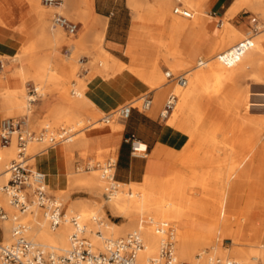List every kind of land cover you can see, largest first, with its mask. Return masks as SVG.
<instances>
[{
	"label": "rangeland",
	"instance_id": "1",
	"mask_svg": "<svg viewBox=\"0 0 264 264\" xmlns=\"http://www.w3.org/2000/svg\"><path fill=\"white\" fill-rule=\"evenodd\" d=\"M25 1L27 3H30L29 0H25ZM32 1H34L35 3L37 2L39 9H43L48 13H46L45 18L43 19L37 18V15L33 11L34 9L30 8L27 11V14L25 15L27 17L25 23L20 27L22 32L27 37L25 44L21 46V48L14 57L9 58V57L0 56V62L3 65L2 72L0 74V82H1L0 84L2 85V88H7L9 90H17L18 88L21 87L24 92L23 108L9 109L1 105L3 112L2 120L5 118L25 117L27 119L28 130L32 132H38L39 130L45 127L53 131H57L64 126L73 127L76 129H83L76 136L74 142L65 145L66 151L69 152L68 160L71 163H73L75 160L73 155L74 151L78 153V157L80 159L86 161V163H89L92 166H95L96 164H102L106 162L108 159L115 160L116 157L113 147L96 149L93 153H91L89 149L86 147V145L83 144V142L84 141L87 142L88 134L90 133V131L87 130L91 129L92 127H94L93 129L96 130L101 128H110L116 132L121 131L123 129V125L121 128L118 129H116L115 127H117L116 123L117 122L122 123L123 119H120L121 121H118L117 119L118 115L113 116L114 115L113 114L110 115V121L108 123H104L103 119L107 117L108 113L106 114L99 113L95 109V107H91L89 109L87 108L78 109L79 110L78 113L80 115L79 120H81L79 125H73L74 123L68 122L65 118H61V120L57 124L50 123L49 126L45 125L49 121L48 111L42 117L35 119L34 112L36 109V105L38 103L41 102L43 104H47L52 100H56L57 103L53 105H57V104H62L63 100H61L60 98L57 99L49 98L45 94V87L34 82L33 78H31L30 75H27L28 77L24 78V80L20 78L18 79L16 78L14 72L20 64L18 62L20 55L26 54L31 57H43V56L50 57V63H51L50 65L51 68H53V70L50 71L49 74L57 78L59 77L60 79L56 91H58V93L68 95V97L71 100H78L76 90L79 86V83H83L87 90V82H89L93 78L97 76L101 78H108L124 70H127L138 79L140 68H145L147 69V71H149L154 67L155 62H157L159 65V71L161 70L160 72L162 73L164 84L169 85L170 83H175V82H169L163 75V72H171L173 75L192 72V70L195 69L197 62L199 60L206 61L213 56L216 57L219 53L229 48L230 45L233 46L234 44L241 41L240 40L238 42H235L233 43V45L229 44L228 45L229 47L227 45L221 47L217 49L214 53L211 52L213 44L219 40L221 35L224 33V30L228 26L242 33L243 39L245 37L247 38L264 37V5L260 6L259 9H255L249 5H242L239 11L232 18H226L225 16L219 18L216 17L214 14H212V16L215 17L213 20L214 22L213 33L215 36H208V38L200 44L195 54L191 53L190 55L192 47L196 45V36H198L197 34L199 33V29L197 27L195 31H193L192 33L181 35L179 38L178 49L184 53L185 60L175 64L173 63L172 65L174 66L175 69L171 70L163 60L166 54L168 53V46L165 45L167 44L168 27L167 24L165 23L166 16L163 14V12L164 10H168V9L170 11L173 10V8L176 6L175 0H141L145 5L142 7L140 11L142 16L139 21L133 17V10L130 6L129 9L127 5V0H109L110 2L116 1L120 4H126L127 12L130 17V28L127 31V35L124 37L125 39L124 43L120 46H116L115 50L108 52L112 56L126 63L127 68L123 69L122 71H114L111 69H109V71H106L103 69V66L100 65L101 56L98 48V41L95 37V30H94L95 21L91 10L92 0H90V2H88L87 0H81V4L83 5L84 8L80 10L74 8L72 3H70L68 0H62V4H61L62 6L66 2L67 9H60V10L59 8L51 9L50 7H46V6L42 7L41 0H32ZM156 1L158 4L157 6H156ZM199 4L200 5L197 6L196 10L194 11L189 9L186 5H182V6L185 9L192 11L195 19L203 11L201 7L203 2ZM55 13H59L65 18L75 23L82 24V26L85 29V32L87 33L83 34V36L82 35L78 36V32H77L76 36L71 37L68 36L63 30L53 28L51 24V19ZM206 13L209 15L208 10H206ZM246 15H251V17L246 19L247 21H250V19L254 17L256 18V23L255 26L252 23H250V25H248V29L246 30V32H242L236 28V25H238L236 21L237 20L240 21L241 17H245ZM205 20L209 22V20L211 19L209 17H205ZM4 24L5 22L0 16V25H4ZM253 27L257 28L256 33L252 32ZM47 30L50 31L51 33L56 32V34L59 35L57 37L61 38L63 40V43L60 46H57L54 40L52 41L44 40L45 39L44 36H47L46 34ZM89 32L93 34V38L90 41L86 40L85 37L86 34H88ZM132 34H134V36H132ZM131 37H133L134 39L133 40L134 44L132 45L129 42ZM135 42L137 44H135ZM101 45L103 48V43ZM161 45H163V47H161ZM67 50L69 51L68 53ZM169 52L171 54L176 53L171 44L169 46ZM243 65H245V61L240 62L237 65L238 67L237 69H240L241 67H243ZM9 66H13V71L11 73H8ZM65 67L71 68L72 75H68V73L65 71ZM101 75H104V77H102ZM9 78L13 79L16 82L15 86L13 87L8 86ZM186 79L188 80V77H186ZM142 82L146 84V80ZM254 85H257L259 87H253ZM32 88H35L37 90L36 98H38V101L36 102V104L30 107L28 104V97H29V92L31 91ZM148 88L149 91L147 93L150 92L153 95V92H151V88L149 86ZM225 89L227 90L228 94L232 96V98L230 99V103L232 105L238 99L239 100L241 99L243 101L261 99V97L264 95V63H262L261 66L253 72L251 71L245 74H239L236 81H234L231 84L225 85ZM170 92H173L175 95H177L173 89H168L165 99L167 98ZM222 96L223 94L220 93L214 96V98H208L205 95L203 96L200 94L197 98V105L200 108V112L202 113V115H204L206 122L217 120L223 116H226L227 122L234 120L238 126L234 128L230 133H228L227 131L228 129L217 130V127L215 128V126L208 125V129L203 130V128H201L200 133L204 137L212 136V135L215 136L216 141L218 143V147L214 149V153L216 156L222 157L224 154H225L224 156L231 155L233 157L238 156L239 158L244 156L245 158L244 157L242 158L243 159L242 166L244 165L243 167H246L244 169H248V176L244 178H238L237 175L238 173H233L231 176L228 177V180L227 178H225L227 181V182L225 181L224 183V186L226 184L225 186L226 193L225 196L222 195L220 196L218 193L207 194L202 187L194 183L195 180L192 175L187 177L183 175L185 177V178L183 177V179L186 185L184 190V195L187 196V198H191V199L196 198L197 200L198 199L203 200L202 202L205 203L204 205L208 203L207 204L208 206L206 205L207 211L205 209V206L201 208L202 210L201 209H198V211L193 210L194 214L192 210L190 211L189 209H187V212L189 213H188V217L185 219L186 223H182L181 221L180 222H167V221L157 222L156 220L150 221L148 220L147 216L144 215V216H136L133 226L129 230H127L128 228L127 219L120 217L119 214L115 212L109 211V209L106 207L105 204H103L102 207H100L99 204L102 202L101 197L96 195L89 186H86L78 182V179L85 178L86 180L90 178L95 172H97L98 174L97 177L101 184V191L104 192L105 183L100 178V172L98 168L85 172L83 169L85 165H82V169L80 171H76L75 168L71 166L66 176L65 185L57 189H54L48 183L47 181L48 177L46 176L48 194L54 197L55 199H57L62 204L63 210L70 217L79 213L76 210H74L72 213L68 212V208L70 204H82L85 207L88 217L93 214L94 217H97L96 219L98 221L95 219L93 220V222H90L89 220L88 221L82 220L83 222L81 223L80 220V224L82 226L83 224L86 226V227L84 226V228L86 229L84 231V236L87 238V240H89V242H92L91 238L93 237L92 233H90L88 230L89 224L92 225L91 227L92 231L93 232L98 231L97 234L101 235V237H104L105 239L107 238V239L115 240V239L124 238L127 234L131 233L132 231L138 230L137 229L138 223L140 220H143L144 225L148 224L149 226L153 227L156 231L157 229H159L156 227L158 225L163 226L162 228L163 230H165L168 227H171L174 231L175 236L178 231H187L189 233H195L196 231L202 232V229L206 227L213 228L214 235L211 237L210 244L202 245L201 247H199L197 251L193 252L192 258L177 261L180 264H194L196 262L195 260L196 258L199 259V262H202V260L205 259V255H210L212 258L214 257V258H220L222 260H227V258L230 259L228 255H230L234 251L249 252L252 249H258L259 247H264V155L260 156V152H259L261 146L262 147L264 146V138L261 137L258 144L253 146V144L249 142L248 133L250 131H245L242 128V125H244L246 122L251 121V119L257 120L264 118V108H253L251 111H248L246 107L247 104L244 103L242 110L239 112H235L234 109L232 110L231 108L228 107L227 108L224 107L221 109L218 106L217 101L221 99ZM164 101L161 107H159V112L164 104ZM201 103H203L204 105L201 106ZM134 104L135 106L138 105V103H134ZM154 105L155 104L153 98L152 106ZM124 106H129V105H124ZM124 106H120L116 108L111 113L120 110ZM202 107L208 108L207 110L209 111V113L205 114ZM168 120L169 119L164 121L166 128L171 132V139L175 132H177L178 135L182 134L184 137V143L180 150V153L182 149H184L185 147H188L189 149H193L194 145L191 142L189 143V138L185 136L183 133L172 129L168 124ZM189 121H191V119H189ZM237 129H240L241 131L242 130L245 131L246 137H245L244 146L240 144L241 141L243 142V140H241L243 136H241L239 133L234 135ZM262 136H264V130ZM13 141L15 143V140ZM53 149H54L53 147L48 148L45 143H37V144L34 143V144H29L27 149V154L32 158H38L40 155H46L49 151ZM246 149H248L249 151L251 150L250 153H248V155L245 153ZM255 149L258 150L256 153H255ZM253 155L255 156V159L252 158ZM11 159L8 160L0 159V171L4 169L5 163H10ZM31 159L29 161V164L32 166L34 165V168L36 169L37 163ZM177 168H179V166ZM93 170H97V171H93ZM173 170H175L174 163L170 165L166 174ZM201 171L202 169L199 166L195 168V172L200 174ZM165 177L166 175L162 177H157V178L152 177V178H154V180L156 181H160ZM117 187L118 189L116 191L122 189L119 186ZM133 187H136L139 193L142 192L141 194H143L144 191H146L152 195L156 193L158 196H162L161 193H158L154 189L145 190L144 180L141 184H129L124 189V191L127 193L129 191L132 192ZM155 189H157V187ZM234 199H236L235 202ZM214 201L217 202L216 205H213ZM218 204L219 205L221 204L222 206H219L220 207L219 208ZM215 208H219V211L218 209ZM204 209L206 212L203 211ZM220 209H221V214L219 216ZM12 211L13 213H15L13 209ZM208 211L211 212V215L217 216L218 219L214 220L212 216L209 215ZM245 211H251L249 215V220L243 219ZM190 212H191V216L194 215L193 218L190 216ZM227 218H229V220H227ZM225 219L227 220L228 226L231 229L246 230L250 228H256L258 229V233H251L249 237L243 239L242 238L238 239L237 235L233 233L231 234L222 233L215 235L216 232L214 231L215 228H219V226L222 224V221H224ZM230 220H232L231 224H230L231 222ZM103 224L114 225L116 229L121 230L123 232H121L116 236L108 237L103 232L104 229ZM47 227H49L48 224ZM70 229L72 228L71 225L69 224V230ZM139 232L141 233V231ZM158 234L160 235V232ZM26 235L29 239H31L35 243L42 244L40 243V241L36 240L35 238L32 239L30 237L31 235L29 236V233H27ZM160 239H161V235L159 236V240ZM231 239H235L237 243L235 245H231L229 241ZM55 250L60 253H63V251H60L61 250L60 248H56ZM176 251H177V239L175 238V256L177 257ZM198 256L200 257L198 258Z\"/></svg>",
	"mask_w": 264,
	"mask_h": 264
},
{
	"label": "bare ground",
	"instance_id": "2",
	"mask_svg": "<svg viewBox=\"0 0 264 264\" xmlns=\"http://www.w3.org/2000/svg\"><path fill=\"white\" fill-rule=\"evenodd\" d=\"M29 1L30 3H28V5L30 6V8L34 9L33 11L37 15V18H45L46 13L48 12L44 11L43 9H39L37 2L35 3L32 0ZM87 1L90 2V0ZM180 2L182 5H186L192 11L196 10V7L200 5L199 3L203 2V4L201 5L203 11L195 19H194V15L191 19H185L180 16H175L173 14V10L171 11L169 9L164 10L163 14L166 16L165 23L167 24L168 27L167 44H165L168 46V53L166 54L163 60L171 70L175 69L174 66L172 65L173 63L175 64L185 60L184 53L178 49L180 36L183 34L192 33L198 27L199 33L197 34L198 36H196V45H194L191 49L190 52L191 55L193 50L201 44V40L205 36L206 28L208 26V22L205 20V17H209L205 9L207 0H181ZM129 5L133 10V17L139 21L142 16L140 11L145 4H143L141 0H129ZM157 5L158 4L156 1V6ZM242 5H249L255 9H259L260 6L264 5V0H234V3L226 12L225 17L232 18L239 11ZM50 8L52 9L53 7ZM57 8H59V10L67 9V3L65 2V4L62 5L61 7L59 6L53 9H57ZM46 32H47L46 33L47 36H44L45 38L44 40H49V41L54 40L57 46H60L63 43V40L57 37L59 35H57L56 32L51 33L48 30ZM97 36H99L98 48L101 56L100 65L103 66V69L106 71H109V69L114 71H122L123 69L127 68L126 63L112 56L102 48L101 44H102L103 34L101 32H98ZM251 39L253 43L251 50L247 52L240 60V62L245 61V65H243V67L237 69L238 68L237 65L240 62L231 67H225L218 61L217 56L216 57L213 56L206 61H202L201 64L202 67L196 65L195 69L192 70V72L186 73V77H188V80L186 79V84L184 86H180L177 83H170L169 85L164 84V79L162 73L160 72L161 70L159 71V65L157 62H155L154 67L149 71H147V69L145 68H140L138 80L140 81L146 80V85L149 86L151 88V92H153L155 106L161 107L167 95L168 89H173L176 92L177 101L175 103L174 109L172 110L170 116L168 117L169 119L168 124L175 131L181 132L185 136H187L189 138V143L190 142L193 143L194 148L189 149L188 147H185L184 149H182L181 153L174 162L175 170L167 173L164 179L160 181H156L151 176H146L144 178L145 190L154 189L158 193H161L162 196H158L156 193L152 195L146 191H144V193L141 194L142 192L139 193L136 187H133L132 192L129 191L127 193L124 191V189L128 185L120 184V183H116V185L122 188L121 190L115 191L113 195H105V193L101 191V184L98 180L97 172H95L90 178L86 180L85 178L78 179V182L86 186H89L96 195L101 197L102 202L99 204L100 207H102V205L105 204L106 207L109 209V211L115 212L119 214L120 217H123L128 220L127 230H129L133 226L136 216L145 215L147 216L148 220L150 221L156 220L157 222L181 221L182 223H186L185 219L188 217V213H189L187 212V209H189L190 211L192 210V212L193 210L198 211V209L203 208V206H205L206 209V205L208 203L204 205L205 203L202 202L203 200H199V199L197 200L196 198L194 199L187 198V196L184 195V190L186 185L183 179L184 177L183 175H185L186 177L192 175L195 180L194 183L202 187L207 194H209L210 192H214V193H218L220 196L221 195L225 196L226 193V188H225L226 184L225 186L223 184L226 181L225 178H227L228 180V177L231 176L233 173H238L237 174L238 178H244L248 176V169H244L246 167H243L244 165L242 166L243 163L242 158L244 156L240 158L238 156L233 157L231 155L218 157L214 153V149L218 147V143L216 141L215 136L212 135V136L204 137L203 135H201L200 129L204 127L206 119L204 115H202V113L200 112V108L197 105V98L200 94L203 96L205 95L208 98H214V96H216L217 94L222 93L223 94L222 98L217 101L218 102L217 104L221 109L224 107L226 108L228 107L231 108L232 110L234 109L235 112H239L242 110L244 103L247 104L246 107L248 111H251L253 108H264V95L259 100L254 99L251 101H245V100L243 101L241 99L240 100L238 99L232 105L230 103V99L232 98V96L228 94L227 90L225 89V85L231 84L234 81H236L239 74H245L251 71L253 72L257 70L262 63H264V37H256V38L252 37ZM240 40H243V34L228 26L224 30V33L221 35L219 40L213 44L211 52L214 53L217 49L224 47L226 45L228 46L229 44L233 45V43L238 42ZM129 42L131 45L134 44L133 39H130ZM135 44L137 43L135 42ZM170 44L173 46L176 53L171 54L169 52ZM161 47H163V45H161ZM231 47L232 46L230 45V47L227 48L226 50H229ZM18 62L20 64L14 72L17 79L20 78L24 80V78L28 77L27 75H30V77L33 78L34 82L45 87V94L49 98L52 99L60 98L61 100H63L62 104L52 105L48 109L49 121L45 125L49 126L50 123L57 124L61 120V118H65L68 122L74 123L73 125H79L81 120H79L80 115L78 113L79 111L78 109L81 108L89 109L91 107H94V105L86 97L87 90L83 83H79V86L76 90L78 100H71L68 97V95L58 93V91H56L60 79L59 77L57 78L49 74V72L53 70V68H51L50 65L51 64L50 57L48 56L31 57L29 55L24 54L19 56ZM65 71L68 73V75H72L71 68L65 67ZM164 74L165 72H163V75ZM101 76L104 77V75ZM23 94L24 92L21 87L18 88L17 90H9L7 88L1 87L0 88L1 105L9 109L23 108L24 106ZM116 115L117 114H114L113 116ZM117 119L118 121H121L118 116ZM189 119H191V121H189ZM226 119H227L226 116H223L217 120L208 122L209 123L208 125L215 126V128L217 127V130H222V129L224 130L225 127L228 125V127L226 128H229V133H230L238 125L234 120L227 122ZM122 123L117 122L116 123L117 127L115 128L116 129L121 128ZM25 125L28 129L26 118H25ZM93 128L94 127H92L91 129ZM242 128L245 131H250L248 133L249 142H251L253 146L258 144L261 137L264 138V136H262L264 130V118L257 120L251 119V121L246 122L244 125H242ZM250 151L246 149L245 153L248 155ZM259 152H260V156L264 155V146L263 147L261 146ZM44 157L45 155H40L38 158H32L31 160L37 163L42 161ZM15 158H16V145L14 141L11 142L10 146L6 148H0V159L3 160L11 159L10 161H12ZM252 158L255 159V156L253 155ZM8 165L9 163H5L4 169L0 171L2 172L0 174V205L9 214L8 220L0 221V227L3 230V235H2L3 244H9L14 241V236L11 230L13 226L11 217L15 213H13L12 211L13 208L10 207L7 198L3 195L1 191V187L7 182L9 178V175L6 172ZM178 166L179 168H177ZM198 166L202 169L200 174L195 172V168ZM93 171H97V170H93ZM156 187L157 189H155ZM214 202L213 205H216L217 202H215V204ZM219 206L222 205L218 204V207ZM219 208H215V209H218L219 211ZM205 209L203 211H205ZM38 210L39 209L36 208V206H33L29 214L25 216L24 215L20 216L21 221L27 224L28 226L27 233H29V236L31 235L30 237L32 239L35 238L36 240L40 241V243L42 244L39 245L43 247L50 248L53 250H55L56 248H60L61 249L60 251L63 252L68 251L69 235L71 233L70 231H72V229L69 230V224H70L69 219L71 217L68 216L67 213H65V221L62 222L60 226L54 231L51 230L50 227H47L48 223L46 222L43 215H41V213L39 214ZM74 210L79 212L76 214V216L80 218L81 223L83 221H88V220L90 222H93V220L97 218L94 217V214L88 217L85 207L82 204H70L68 208V212L72 213ZM209 211H208L209 215L212 216L214 220L218 219L217 216L211 215V212ZM220 214H221V209L219 212V216ZM190 216H191V212H190ZM193 216L191 217L193 218ZM83 226L85 225L83 224ZM103 226H104L103 232L108 237L116 236L121 232H123L121 230L116 229L114 225L103 224ZM91 227L92 225L89 224L88 230L93 235V237L91 238L92 242L90 243L95 251L101 252L103 251L105 241L112 239H107V238L105 239L104 237H101V235L97 234L98 231L93 232ZM137 229L141 231V236L145 242L144 249L139 251L137 254V260L139 264H145L149 259L157 257L159 244L161 241V239L159 240L160 235L158 234L159 233L158 230L160 229L156 231L153 227L149 226L148 224L144 225L143 220L139 221ZM203 229L202 232L196 231L195 233H189L187 231H178L176 236L174 234V249H175V238L177 239V251H176L177 261L192 258L193 252L197 251L199 247H201L202 245L210 244L211 237L214 235L213 228L206 227ZM214 231H216L215 235L222 233L231 234V229L228 226V222L226 219L222 221V224L219 226V228H215ZM229 241L231 245H235L237 243L235 239H231ZM228 257H230V259L229 258L227 259L231 260L233 264H264V247H259L258 249H252L249 252L234 251L230 255H228ZM195 260L199 261V259L197 258Z\"/></svg>",
	"mask_w": 264,
	"mask_h": 264
},
{
	"label": "crops",
	"instance_id": "3",
	"mask_svg": "<svg viewBox=\"0 0 264 264\" xmlns=\"http://www.w3.org/2000/svg\"><path fill=\"white\" fill-rule=\"evenodd\" d=\"M68 1L72 3L74 8L79 10L84 8L81 0ZM233 3L234 0H207L206 10H208L211 20L208 22V28H206V33L201 43L208 36H215L213 33V20L215 17L212 14L219 18L225 16ZM127 5L128 7L130 6L129 0H127ZM29 9L30 6L25 0H0V16L5 22L4 25H0L1 57H14L21 46L25 44L27 37L20 27L25 23L27 19L25 15ZM91 10L95 21V37L98 41L99 36H96L97 33L101 32L103 34L102 43L104 50L111 52L115 50L116 46L122 45L125 40L124 37L130 28V17L126 4H120L116 1L110 2L109 0H92ZM249 17L251 15L241 17L240 21L237 20L238 25H236V28L242 32H246L248 25H250V22L246 20ZM77 24L79 25L78 36H83V34L87 33L82 24ZM85 37L86 40L90 41L93 38V34L89 32ZM130 39H133V37ZM199 46L193 50L192 54H195ZM12 71L13 66H9L8 73ZM1 72L2 69H0V74ZM15 85L16 82L9 78L8 86L13 87ZM1 87L2 85L0 84ZM253 87L259 86L254 85ZM148 91L149 88L144 82L138 80L127 70H124L108 78L97 76L87 82L86 97L99 113L110 114L120 106L130 105ZM37 101L38 98H36L35 102L29 104V106H33ZM55 103H57L56 100H52L47 104L38 103L34 112L35 119L45 115L48 109ZM202 105L204 104L201 103ZM202 109L205 114L209 113L208 108L202 107ZM2 115L0 100V122ZM208 124V122H205L203 130L208 129ZM122 125L123 129L117 132L110 128L89 129L87 130L90 131L87 142L84 141L83 144L86 145L91 153L96 149L105 147L114 148L116 157L114 179L117 183L126 185L141 184L146 176L155 178L165 176L170 165L179 156L184 143L183 135H178L175 132L171 139V132L166 128L165 121L159 118V107L155 105L146 112L130 108L123 119ZM226 127L225 129H228L229 133V128ZM237 133L243 136L241 139L243 142L241 141L240 144L244 146L245 131L237 129L234 135ZM130 136H133L134 139H129ZM53 148V150L45 155L42 161L37 162L36 169L44 173L48 177V183L54 189H57L65 185L66 176L71 166L76 170L77 166L86 165L87 163L78 157L76 151L73 152L75 160L71 163L68 160L69 152L66 151L65 145H58ZM257 151L255 149V153ZM210 193L213 194L214 192ZM250 213L251 211H245L243 219L249 220ZM230 221L231 224L232 220ZM231 233L236 234L238 239H243L249 237L251 233H258V229H231Z\"/></svg>",
	"mask_w": 264,
	"mask_h": 264
},
{
	"label": "built area",
	"instance_id": "4",
	"mask_svg": "<svg viewBox=\"0 0 264 264\" xmlns=\"http://www.w3.org/2000/svg\"><path fill=\"white\" fill-rule=\"evenodd\" d=\"M41 3L43 6L55 8L61 6L62 0H41ZM173 14L185 19L193 17V12L185 9L179 0H176ZM249 22L255 26L256 18H251ZM51 24L53 28L63 30L71 37L76 36L79 29L77 23L59 13L52 16ZM252 32L256 33L257 28L253 27ZM252 46V39L245 38L229 50L219 53L217 59L223 66L231 67L239 63L243 56L251 50ZM201 64L202 61L197 62L198 66H201ZM2 68L3 65L0 62V69ZM164 76L169 82H175L180 86L186 84V73L173 75L171 72H165ZM36 95L37 90L32 88L29 92L28 104L36 101ZM176 101L177 96L170 92L159 112L160 119H168ZM134 103H138V105L135 106ZM152 104L153 96L149 92L129 106H124L120 110L108 114L103 122L108 123L110 115L113 114H117L120 119H124L130 108H136L142 112L149 111ZM82 130L64 126L57 131L45 127L38 132H32L27 129L24 117L1 120L0 148L10 146L11 142L15 140L16 158L10 161L7 166L6 172L9 178L1 187L3 195L7 198L15 214L11 217L13 223L11 230L14 236L12 243H2L3 230L0 227V264H139L137 254L144 249V242L138 230L132 231L124 238L106 240L103 251L98 252L94 250L89 240L84 236L85 228L80 225V218L73 215L69 219L72 228L69 235V250L61 254L53 249L34 243L26 235L28 226L21 221L20 216L29 214L33 206L39 209L51 230L57 229L65 221V211L61 203L48 194L46 175L29 164L32 158L27 154L29 144L45 143L48 148L71 144ZM129 139L133 140L134 137L130 136ZM115 167V160L108 159L106 162L95 166L87 163L83 169L88 172L98 168L100 178L105 183V195H113L118 189L117 182L114 179ZM81 169L82 166L76 168L77 171ZM8 219L9 214L0 205V221ZM156 227L160 229L156 228L161 235L158 254L157 257L149 259L145 264H180L175 256L173 229L168 227L162 230L163 226L161 225ZM194 264H233V262L228 259L222 260L205 255L202 262L196 261Z\"/></svg>",
	"mask_w": 264,
	"mask_h": 264
}]
</instances>
